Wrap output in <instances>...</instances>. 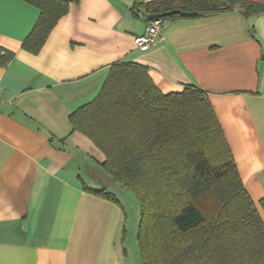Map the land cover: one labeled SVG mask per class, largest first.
<instances>
[{
  "label": "crops",
  "instance_id": "crops-1",
  "mask_svg": "<svg viewBox=\"0 0 264 264\" xmlns=\"http://www.w3.org/2000/svg\"><path fill=\"white\" fill-rule=\"evenodd\" d=\"M142 1L70 2L31 53L22 42L38 8L0 0V55L13 52L0 66V264H142L138 220L127 221L118 196L124 187L69 122L120 62L147 66L162 93L186 85L205 93L264 223V11L174 17L163 22L161 39L140 50L133 38L146 22L132 8ZM88 187L120 193L114 200Z\"/></svg>",
  "mask_w": 264,
  "mask_h": 264
},
{
  "label": "trees",
  "instance_id": "trees-1",
  "mask_svg": "<svg viewBox=\"0 0 264 264\" xmlns=\"http://www.w3.org/2000/svg\"><path fill=\"white\" fill-rule=\"evenodd\" d=\"M25 1L39 15L22 47L37 53L71 1ZM234 8L245 16L264 11L246 0H150L135 2L132 11H175L164 22ZM12 57L4 51L0 66ZM69 122L104 154L103 170L138 200L142 264H264V223L203 91L186 85L162 93L147 66L114 63L98 94ZM89 190L117 200L104 189ZM259 203L264 210V197Z\"/></svg>",
  "mask_w": 264,
  "mask_h": 264
},
{
  "label": "built area",
  "instance_id": "built-area-1",
  "mask_svg": "<svg viewBox=\"0 0 264 264\" xmlns=\"http://www.w3.org/2000/svg\"><path fill=\"white\" fill-rule=\"evenodd\" d=\"M150 1V0H146ZM138 17L143 18L146 22L145 30L141 35L133 38V42L140 50H147L154 45L159 39L163 31V22L161 19L148 20L144 12H138Z\"/></svg>",
  "mask_w": 264,
  "mask_h": 264
},
{
  "label": "rangeland",
  "instance_id": "rangeland-1",
  "mask_svg": "<svg viewBox=\"0 0 264 264\" xmlns=\"http://www.w3.org/2000/svg\"><path fill=\"white\" fill-rule=\"evenodd\" d=\"M115 181V180H113ZM121 185V184H120ZM117 186H119V184L117 183ZM114 188L116 187H113V189H111L112 191L114 190ZM109 190V189H107ZM109 190V191H111ZM124 193L122 195V193H120V190L118 189V191L115 192L116 195H118L120 193V195H118L121 200V202L123 203V207L125 208V212H126V216H127V221H132L133 219H137L138 222H139V202L138 200L136 199V197L134 196V194L126 187H124L123 189ZM131 248V247H130Z\"/></svg>",
  "mask_w": 264,
  "mask_h": 264
},
{
  "label": "water",
  "instance_id": "water-1",
  "mask_svg": "<svg viewBox=\"0 0 264 264\" xmlns=\"http://www.w3.org/2000/svg\"><path fill=\"white\" fill-rule=\"evenodd\" d=\"M71 2H78L79 0H69ZM175 11H170V12H166V13H149L147 15V18L148 20H155V19H159L161 18L162 16L164 15H168V14H171V13H174Z\"/></svg>",
  "mask_w": 264,
  "mask_h": 264
}]
</instances>
